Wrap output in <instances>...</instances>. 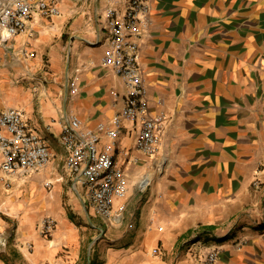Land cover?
Masks as SVG:
<instances>
[{"label": "crops", "instance_id": "obj_1", "mask_svg": "<svg viewBox=\"0 0 264 264\" xmlns=\"http://www.w3.org/2000/svg\"><path fill=\"white\" fill-rule=\"evenodd\" d=\"M55 1L58 15H36L0 46V108L22 111L53 153L23 181L0 172V264H201L212 249L215 264H264V0H152L139 52L148 113L166 117L165 164L143 190L152 161L122 115L128 89L111 68L106 1ZM69 115L124 168L114 225L64 169Z\"/></svg>", "mask_w": 264, "mask_h": 264}, {"label": "built area", "instance_id": "obj_2", "mask_svg": "<svg viewBox=\"0 0 264 264\" xmlns=\"http://www.w3.org/2000/svg\"><path fill=\"white\" fill-rule=\"evenodd\" d=\"M105 1L103 30L110 45L111 68L128 89L122 115L133 124L134 150L152 161L140 184L143 190L154 176L162 173L165 164L159 151L166 117L163 113H148L139 52L140 41L151 24L152 0ZM58 14L55 0H0V46L25 31L27 22L36 15ZM60 126L59 141L66 152L65 171L75 185L84 189L89 209L107 225H114L124 210L123 206L114 208V201L122 199L125 193L124 168L117 165L113 155L100 149L101 134L82 129L76 116L69 115ZM117 133L110 131L107 135L115 137ZM52 157L48 140L30 127L22 111L0 108V172L3 175L23 181L44 170ZM253 184L258 185L259 181ZM55 226L50 217L40 221L43 235H51ZM5 243L1 238L0 247ZM219 252V249L206 252L201 264H215Z\"/></svg>", "mask_w": 264, "mask_h": 264}, {"label": "rangeland", "instance_id": "obj_3", "mask_svg": "<svg viewBox=\"0 0 264 264\" xmlns=\"http://www.w3.org/2000/svg\"><path fill=\"white\" fill-rule=\"evenodd\" d=\"M87 207H88V206H87ZM88 209H89V207H88ZM89 210L91 211V209H89ZM91 217H92L93 220H95V217H93V216H91ZM97 224H98V223H97ZM1 255H3V253H2V249L0 248V256H1Z\"/></svg>", "mask_w": 264, "mask_h": 264}]
</instances>
